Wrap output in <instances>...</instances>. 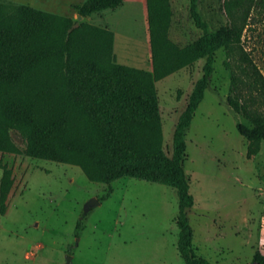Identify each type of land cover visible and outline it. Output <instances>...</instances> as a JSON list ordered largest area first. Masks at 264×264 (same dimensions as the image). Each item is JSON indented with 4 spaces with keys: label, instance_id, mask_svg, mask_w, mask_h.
Here are the masks:
<instances>
[{
    "label": "rangeland",
    "instance_id": "obj_1",
    "mask_svg": "<svg viewBox=\"0 0 264 264\" xmlns=\"http://www.w3.org/2000/svg\"><path fill=\"white\" fill-rule=\"evenodd\" d=\"M3 1L107 29L114 33L117 64L152 71L146 0H124L87 18L78 15L86 0ZM170 5L169 38L189 47L203 34L190 16V0ZM198 12L213 32L246 19L248 26L240 47L215 52V71L186 133L191 250L208 264H253L257 252L264 255V141L249 158L251 142L237 129L248 122L229 97L264 111V96L248 73L255 65L264 77V0H200ZM204 64L197 60L156 83L168 157ZM0 159L14 179L6 214H0V264H65L67 257L72 264H185L177 249L176 189L131 178L109 187L91 182L76 166L24 154L0 152Z\"/></svg>",
    "mask_w": 264,
    "mask_h": 264
},
{
    "label": "trees",
    "instance_id": "obj_2",
    "mask_svg": "<svg viewBox=\"0 0 264 264\" xmlns=\"http://www.w3.org/2000/svg\"><path fill=\"white\" fill-rule=\"evenodd\" d=\"M123 1L86 0L78 15L117 9ZM199 2L190 0V16L203 34L180 48L169 38L170 0H146L152 71H144L116 63L114 33L107 29L0 0V152L76 166L91 182L109 187L131 178L176 189L177 249L185 264H208L191 250L188 215L194 198L183 166L186 133L215 71V52L240 47L248 26L246 19L213 32L198 12ZM197 60H205L203 75L180 115L168 157L156 83ZM248 73L264 96L263 75L255 65ZM239 98L230 96L229 104L248 122L237 129L251 142V158L264 141V111ZM0 170V214L5 215L14 179L1 159ZM254 261L264 264V255L257 252Z\"/></svg>",
    "mask_w": 264,
    "mask_h": 264
},
{
    "label": "water",
    "instance_id": "obj_3",
    "mask_svg": "<svg viewBox=\"0 0 264 264\" xmlns=\"http://www.w3.org/2000/svg\"><path fill=\"white\" fill-rule=\"evenodd\" d=\"M72 260H73L72 257H67V260H66L65 264H72ZM253 264H256V263H253Z\"/></svg>",
    "mask_w": 264,
    "mask_h": 264
}]
</instances>
